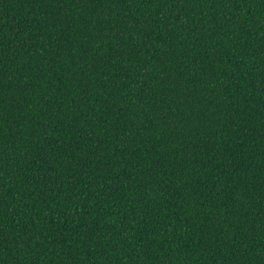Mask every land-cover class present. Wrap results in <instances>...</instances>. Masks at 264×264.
<instances>
[{"label": "trees", "instance_id": "obj_1", "mask_svg": "<svg viewBox=\"0 0 264 264\" xmlns=\"http://www.w3.org/2000/svg\"><path fill=\"white\" fill-rule=\"evenodd\" d=\"M0 264H264V0H0Z\"/></svg>", "mask_w": 264, "mask_h": 264}]
</instances>
